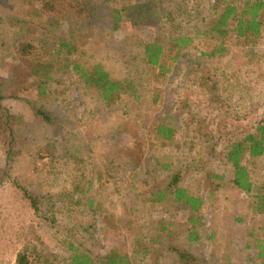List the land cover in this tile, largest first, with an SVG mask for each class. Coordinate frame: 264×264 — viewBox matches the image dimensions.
<instances>
[{
    "label": "rangeland",
    "instance_id": "374dc122",
    "mask_svg": "<svg viewBox=\"0 0 264 264\" xmlns=\"http://www.w3.org/2000/svg\"><path fill=\"white\" fill-rule=\"evenodd\" d=\"M73 1L0 0V264L21 253L71 264V244L133 264H261L264 214L232 183L227 152L264 123V33L210 57L217 41L197 31L217 0H93L88 18ZM182 35L195 39L179 50ZM19 41L36 47L47 72L21 57ZM148 43L163 46V70L147 62ZM76 63L101 65L122 91L106 102ZM243 161L264 194V155ZM176 174L203 198L198 214L170 194L154 198Z\"/></svg>",
    "mask_w": 264,
    "mask_h": 264
},
{
    "label": "trees",
    "instance_id": "16d2710c",
    "mask_svg": "<svg viewBox=\"0 0 264 264\" xmlns=\"http://www.w3.org/2000/svg\"><path fill=\"white\" fill-rule=\"evenodd\" d=\"M93 0H74L69 7L70 10L75 12L78 16L88 18L93 13L91 10V3ZM51 2V1H50ZM54 8V7H53ZM122 19V14L118 9L114 10L113 20L115 28L120 27L119 21ZM198 34L209 36L217 41V44L213 46V49L209 53H204L210 57L216 55H223L231 43V40H235L243 47L255 46L264 33V0H245L244 5L240 7L235 2H225L217 0L215 4V11L213 18L205 30L199 29ZM195 37L190 35H182L175 37L173 40L176 46L180 49L186 45L191 44ZM61 46H70L69 43H62ZM36 47L25 41H19L18 50L21 57H25L34 63L35 71L37 74L42 71L47 72L45 69L48 67V63H43L38 60ZM178 50V51H179ZM164 54L163 46L159 43H148L145 49V55L147 62L152 66H159L161 70L165 68L162 62ZM33 55L31 58L30 56ZM75 70L79 71L85 78L87 83L91 86H96L102 93L106 102H112L122 91L121 81H117L111 78L110 74L101 66H95L93 71L85 69L82 65L76 63L74 65ZM0 99H3L0 93ZM37 115L49 122L50 117L44 110L36 108ZM174 129L167 125L159 126V133L164 138L171 139ZM248 154L252 158H256L264 155V123H259L256 131L248 133L242 140L232 143L229 151L227 152V159L232 163L234 168V177L232 183L240 190L247 192L253 198V206L256 213L264 214V194L261 189H258L253 181L250 170L246 164H244V156ZM179 175H175L173 182L165 191L155 192L154 198L164 200L169 197V194L173 197V200L177 203L185 204L194 215L200 212L204 206L203 198L191 194L188 189L179 185ZM168 192V194H167ZM33 204H35V198L31 197ZM36 206V205H35ZM193 217L190 221L193 224L190 229V241L195 242L199 239V232L196 230V220ZM259 248V257L262 258L264 264V240L257 239ZM71 250L73 251L71 264H133L130 258L126 254H122L117 250L111 251L106 256L98 258L93 257L87 252H80L74 245L71 244ZM189 253L181 252V257H185ZM195 258L196 261L198 258ZM17 264H34L27 253H21L18 257Z\"/></svg>",
    "mask_w": 264,
    "mask_h": 264
}]
</instances>
